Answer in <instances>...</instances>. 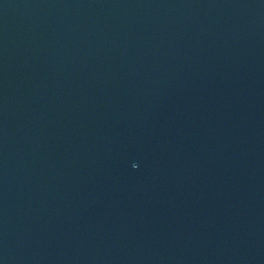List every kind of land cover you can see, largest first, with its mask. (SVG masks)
<instances>
[{
    "label": "water",
    "instance_id": "95a60500",
    "mask_svg": "<svg viewBox=\"0 0 264 264\" xmlns=\"http://www.w3.org/2000/svg\"><path fill=\"white\" fill-rule=\"evenodd\" d=\"M0 264H264V0H0Z\"/></svg>",
    "mask_w": 264,
    "mask_h": 264
}]
</instances>
